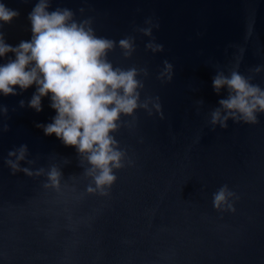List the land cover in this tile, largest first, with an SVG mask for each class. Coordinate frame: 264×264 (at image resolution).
<instances>
[{
	"label": "water",
	"instance_id": "1",
	"mask_svg": "<svg viewBox=\"0 0 264 264\" xmlns=\"http://www.w3.org/2000/svg\"><path fill=\"white\" fill-rule=\"evenodd\" d=\"M0 3L20 13L0 29L5 42L30 40L27 17L36 0ZM57 7L71 9L78 21L92 18L97 36L135 37L130 58L116 48L108 60L148 69L141 100L158 96L164 119L142 109L135 120L121 117L128 126L113 135L132 163L114 170L117 180L101 197L85 193L88 165L76 149L36 127L56 115L49 97L37 113L28 107L35 85L0 94L8 109L0 116V127L8 125L0 134V264H264V114L255 125L229 120L213 130L208 122L226 96L212 87L217 66L227 74L240 47L242 74L264 66V0H52L49 11ZM148 17L159 24L152 35L162 52L146 51L150 38L134 31ZM165 60L173 65L169 83L156 78ZM252 82L264 88V71ZM196 100L204 102L199 112ZM21 144L36 161L21 167L60 169L59 191L43 187L46 175L10 173L4 159ZM223 185L238 197L235 212L213 208Z\"/></svg>",
	"mask_w": 264,
	"mask_h": 264
},
{
	"label": "clouds",
	"instance_id": "2",
	"mask_svg": "<svg viewBox=\"0 0 264 264\" xmlns=\"http://www.w3.org/2000/svg\"><path fill=\"white\" fill-rule=\"evenodd\" d=\"M52 0H36L28 14L31 39L21 41L17 46L5 42L4 33L0 31V58L8 53L14 55L8 62L0 65V94L18 95L35 85V92L28 102V107L37 113L42 110L41 100L49 97L50 108L56 115L46 125L37 124L45 136L55 135L66 147H74L80 164L87 163L83 176L89 180L85 193L107 197L117 176L114 170H120L131 161L127 159L125 149L120 148L113 133L128 121L121 117H133L137 109L144 110L148 116L155 112L164 119L160 98L145 96L141 100L144 80L149 76L146 67L132 66L127 69L114 67L108 60V54L119 48L121 55L128 59L136 51L135 37L125 36L118 41L97 36L92 18L75 19V13L69 8L57 7L49 11ZM83 14L84 9H79ZM20 15L18 10L10 9L0 3V29L3 24H10ZM144 27L134 31L149 37L145 50L153 54L162 52L163 45L155 42L153 29L159 24L151 17L144 21ZM252 35L251 27L245 34V41ZM239 55L225 71L217 66L212 79V87L217 95L224 90L225 98L218 101V107L210 113L209 124L214 130L228 127L227 122L255 125L258 115L264 114V88L253 83L255 75L264 71L258 65L249 69L244 75L239 71L244 48H239ZM162 83L173 79V65L163 61V68L156 77ZM20 106L24 107L21 100ZM203 100H196L197 112ZM7 107L0 105V116L7 114ZM8 131V125L0 127V134ZM29 155L26 144L8 151L4 164L15 175L22 172L28 177L46 175L45 189L59 191L62 173L55 165L45 173L43 167L36 171L21 167V162L28 165L36 163L27 159ZM236 193L227 185L221 186L212 196V205L218 212H235Z\"/></svg>",
	"mask_w": 264,
	"mask_h": 264
}]
</instances>
